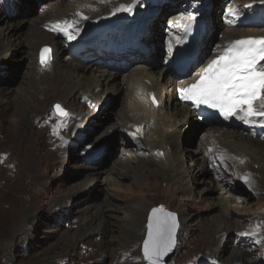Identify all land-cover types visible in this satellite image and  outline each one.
<instances>
[{"label":"bare ground","instance_id":"6f19581e","mask_svg":"<svg viewBox=\"0 0 264 264\" xmlns=\"http://www.w3.org/2000/svg\"><path fill=\"white\" fill-rule=\"evenodd\" d=\"M23 1L0 0V23L5 24L8 31H12L14 23L19 21L31 27L28 43L23 44L25 50L19 52L14 51L12 45L6 42L16 33L0 32V82L9 60H12L18 54L20 59L27 61L26 90H35L43 77H49V83H52V81L59 83L55 97L49 98V104L57 100L64 106L66 105L64 103H67L72 108H78L81 105L88 108V110L77 114L76 125L71 130L70 128L65 129L62 126L63 122L56 123L55 126L51 125L52 119L46 112L33 113L35 115L31 123L34 128L41 131V139L45 150L62 149L63 138L66 135L69 136V134L71 136L74 131L70 141L63 148L64 154L66 156L71 155L72 152L79 149L81 156L90 158L96 152L102 151L104 153L105 151V155L97 163L92 164L91 159V164L83 165V168H93L97 173V177L100 174L109 177H128L130 174L140 176L143 174L142 171L146 169L158 172L160 176H165L166 171L163 169L165 168L167 171L172 169L174 175L172 174L173 178L170 183L174 185L179 180L186 182V184L190 181L189 176L183 170L185 151H187V146L190 144L193 148H188V151L189 156L195 162L194 169L201 168L203 172L208 173L209 184L217 187L216 189H223L231 194L229 196H233L242 193L238 186L251 190H255L256 185L264 186V181L261 179L262 175L260 176L258 171L252 168L255 165L258 166L260 171L264 168V126H261L264 117L256 118L255 123H245L234 116L222 119L220 125L208 126L195 120V115L190 106L177 105L176 100L179 101L181 95L178 93L179 91L174 90L176 87L175 80H172L169 76L173 73L171 63H166L164 58L160 56V51H158L156 45L158 38L160 39L157 43L164 38L163 31L161 32L162 29L158 24L161 18V6L158 13H156V7L148 4L138 7L137 11L134 7L131 11H117L120 5H128V3H133V0H107L104 4H98L96 9L86 8L87 4L91 7L95 5L93 0H48L43 3H49L45 5L49 8H44L46 10L41 14L37 11L34 14L33 7L28 6L23 11L24 4L30 5L32 2L34 3V0ZM191 4L192 9H189L186 13L172 17L168 16L170 19L166 26L170 28L166 29V33L170 37L173 38L176 35L182 37L184 34L186 35V31L190 28H201L204 21H207V25L211 23V20L206 18L208 16L207 12L210 10L209 2L204 1L203 3L194 4L191 1ZM247 4L252 9L264 10V0H248ZM238 7V5L232 4L230 8L238 12V18L236 16L230 17L228 15L229 10L219 14V19L223 18L224 20L227 17V23L219 32L221 35L219 42L216 41L218 43L210 48L206 47L207 43L204 46V42H199L200 47L204 46L199 54L200 56L204 55L203 61L196 62L189 67L186 74L179 77L184 83L178 81V85L184 86L185 83H192L194 79L199 77L198 74L202 72L204 66L208 65L211 60L223 55L225 49L233 47L234 41L264 38V17L254 15L251 11L246 15L240 14ZM189 15L194 19L188 21L187 17ZM83 17H87V19ZM182 17L184 20L179 22ZM202 18L206 19L202 20ZM229 20L232 23H229ZM143 21H152L153 23V27L148 34L150 43H147V45L153 52L152 56L154 55L159 62L155 68L152 66L143 67V64L139 66L138 62L135 65L137 53L143 52L125 51L118 44L127 28L132 26L133 35L135 36L137 26ZM58 22H60L59 27ZM64 22L74 24L75 28L79 29L78 33H74L75 39H68L61 30ZM185 25H187V28ZM132 31L128 34L132 35ZM153 32L155 36H159L155 38ZM168 35L163 46V49L167 51L172 50L176 44L175 40H172ZM61 39L65 44L59 49ZM140 40L145 41V37L142 38L140 35ZM88 43H94L93 47L87 48ZM44 44H49L48 47L52 48V52L50 60L41 65L36 60L37 49ZM134 44L135 39L130 41L127 47L131 48ZM61 50L64 54L58 57ZM123 54L129 55L130 58L123 57L125 56ZM90 58L89 63H85ZM113 60L114 63H112ZM151 63L156 64V61ZM261 63L264 64V61H261ZM113 64L120 67L118 69L112 67L101 68L106 65L113 66ZM89 70L93 73L91 76L86 75ZM30 87H34V89ZM0 89L2 91L4 87L1 86ZM42 92L39 91L40 94ZM119 93H122L120 103L112 96L113 94L117 96ZM152 98L155 99L156 104L152 102ZM87 100L89 101L87 102ZM171 100L176 102L174 106ZM26 102V94L17 92L16 100H14L15 105L18 104L21 107ZM111 102L113 104L117 103V110H111ZM55 105H57V102L53 107ZM109 111L113 114V121L108 122L101 131H95L97 128L95 125L98 123L100 116ZM60 117L64 118L65 116ZM184 122L187 123V125H184L185 129L181 128ZM89 134L95 135L92 137L94 138L92 141L89 139ZM150 135H155L156 140L150 142L149 139L153 137ZM111 137L115 138L116 145L122 147L124 153L128 150L127 145L133 146L138 152L135 159L136 163L132 167L127 166L126 169L121 165V161L117 159L108 169L97 170L94 168L107 155H112L111 148L106 147ZM155 149L161 151V163L159 165L150 162L149 157H147ZM154 153L158 152L154 151ZM210 157L216 162L214 170H212L214 165L210 168L207 161ZM90 175H93V173H90ZM97 179L94 178L90 184ZM86 190L87 185L81 188V194L85 195ZM79 194L76 191L68 197L72 199ZM241 197L245 196L236 197L240 198L238 202L249 204L247 198ZM229 199V197H226V199L218 200L216 211L219 216H214L209 222L212 223V226L206 222L204 223L214 230V239L223 236L225 241L228 242L232 238L233 247L229 252V257H227L230 261L226 264H235L234 259L238 258L239 250L242 249L239 238L246 237L247 234L238 228L241 225L243 216L229 208ZM104 203L109 205L107 200ZM237 204L234 202L235 206ZM88 207H93L94 210L84 217L83 213L80 216V233L73 239V242L85 241L90 235H94L98 231L105 233L108 230L106 225L96 228L97 223L104 221L106 217L104 211L107 208L98 205H89ZM147 212L148 208L145 204H135L129 210L125 222L127 225L126 238L130 242V248L126 252L129 254L134 253L135 243L145 236L142 225ZM258 217L257 223L263 226L264 220L262 221L260 218L264 216L258 215ZM186 221H188L187 216L181 215L179 217L178 222L180 224ZM261 237H264V232L260 230L257 239L262 243L264 239ZM226 242L224 243L226 244ZM203 244H208V242ZM220 250L221 247L215 250L209 247L206 251L217 253ZM120 255L114 259L116 262L125 260V258H120ZM237 260L240 261L241 258Z\"/></svg>","mask_w":264,"mask_h":264},{"label":"rangeland","instance_id":"374dc122","mask_svg":"<svg viewBox=\"0 0 264 264\" xmlns=\"http://www.w3.org/2000/svg\"><path fill=\"white\" fill-rule=\"evenodd\" d=\"M44 1L48 0H34V3L30 5L24 4L23 11L29 6L33 7L34 14L36 11L41 14L46 10L44 8H49L45 7L49 3L45 4ZM105 1L107 0H93L96 6L91 7L87 4L86 8L96 9L98 4H104ZM191 1L194 4L209 2L213 21H217L218 24L220 23L218 13L228 11L232 4L239 6L240 14L246 15L252 10L247 4L248 0H137L134 8L137 11V8L142 5L148 4L156 9L161 6V12H165L164 20L168 24V16L186 13L192 9ZM132 4L128 3V5ZM2 24L0 23V32L16 33L6 40L12 45L13 50L16 52L25 50L23 44L28 43L31 27L19 21L14 23L12 31H8L5 24ZM221 30L222 28L218 29L216 39L218 42ZM60 44L59 49L65 44L62 39ZM48 46L49 44L40 45L37 49L36 60L41 65L43 49H50V52L44 54L45 61L50 60L52 48ZM63 54L61 50L58 57ZM18 58L17 54L9 60L0 82V88L4 87V90L0 89V264H144L140 253L144 237L135 243L134 253L126 252L130 248V242L126 238L125 222L129 210L135 204H145L148 208L142 225L143 234L146 232V224L155 207H164L175 214L177 222L181 215L188 217L185 223L178 222L176 252L167 264H226L230 261L227 257L233 247L232 238L228 242L223 236L214 239V230L204 223L212 226L209 222L214 216H219L216 204L218 200L226 199V197L230 198L229 208L243 216L238 228L247 234L246 237L239 238L242 249L239 250L237 257L241 260L235 258V264H264V241L261 243L257 239L260 230L264 232V225L257 223L258 215L264 216V186L256 185L255 190L238 186L242 193L233 196H229L231 194L223 189H216L217 187L209 184L208 173L203 172L201 168L194 169L195 162L188 151V148H193L190 144L187 146L183 161L184 173L189 176L190 181L186 184L179 180L174 185L170 183L174 175L172 169L167 171L165 168H163L166 171L165 176L146 169L140 176L130 174L128 177H109L100 174L97 177L93 168H83L86 163L82 161L79 149L71 155L64 154L63 148L70 141L74 131L71 136L65 134L62 149L45 150L41 131L34 128L31 123L35 115L33 113L46 112L52 119L51 125L55 126L56 123L63 122L62 126L71 130L76 125L77 114L88 108L84 105L72 108L67 103H64L66 104L64 106L57 100L49 104V98L55 97L56 89L59 88L57 87L59 83L53 81L49 83V77L41 79L37 90H26L27 61ZM148 66L155 68L154 65ZM92 74L90 70L86 72L88 76ZM30 88L34 89V87ZM39 91H43V95ZM17 92L26 94L27 102L24 106L15 105ZM112 96L120 103L122 93L117 94L119 97L115 94ZM4 98L7 99L4 100ZM56 102L68 113L64 118L56 116L53 107ZM111 104V110H117V103L111 102ZM111 121H113V114L111 111L105 112L98 119L95 131H101ZM184 125L187 123L184 122L181 128L185 129ZM95 135L89 134L90 141ZM57 136L61 138L58 134ZM150 136H153L149 139L150 142L156 140L155 135ZM127 146L128 150L124 153L123 148L116 145L115 138L111 137L106 147L111 148L112 155H107L94 168L108 169L117 159L126 169L127 166L132 167L136 163L138 152L133 146ZM154 151L158 153L155 154ZM154 151H151L147 157L150 162L159 165L161 151L159 149ZM207 161L210 168L212 165L215 168L216 162L211 157ZM252 168L258 171L260 176L262 175L261 179L264 181V168L261 171L257 165ZM94 178L98 179L90 184ZM85 185L87 190L83 195L81 188ZM76 191L81 195L69 199L68 196ZM240 195H244L245 197L241 198H247L249 204L238 202L240 198L236 197ZM106 200L111 206L104 203ZM234 202L238 204L235 206ZM89 205L107 208L104 211L106 214L104 221L97 223L96 228L106 225L108 230L105 233L98 231L85 241L73 242L80 233V216L83 213L84 217L94 210L93 207L89 208ZM260 219L263 221L264 217ZM261 238L264 239V237ZM204 242L208 244L204 245ZM209 247L214 250L221 247V250L217 253H209L206 251ZM121 253L123 254L120 255ZM119 255L125 260L116 262L114 259Z\"/></svg>","mask_w":264,"mask_h":264},{"label":"snow or ice","instance_id":"6c2138e0","mask_svg":"<svg viewBox=\"0 0 264 264\" xmlns=\"http://www.w3.org/2000/svg\"><path fill=\"white\" fill-rule=\"evenodd\" d=\"M134 6L135 0L132 5H120L117 11H131ZM228 15L238 18V12L233 9H229ZM187 19L191 21L194 17L189 15ZM183 20L182 17L179 22ZM229 23L232 21L229 20ZM61 30L68 39H75L74 33L79 32L74 24L68 22H64ZM233 44V47L225 49L223 55L208 63L198 74L199 79L180 91L182 98L217 110L225 119L235 116L245 123H255L256 118L264 117V64L261 63L264 61V38L236 40ZM48 52V48L42 50L41 63L45 62L44 54ZM55 108L60 115H68L59 104ZM261 126H264V122H261ZM158 211L163 210H152L147 239L143 243L144 257L150 264H158L159 258L175 243V214L157 216Z\"/></svg>","mask_w":264,"mask_h":264},{"label":"water","instance_id":"95a60500","mask_svg":"<svg viewBox=\"0 0 264 264\" xmlns=\"http://www.w3.org/2000/svg\"><path fill=\"white\" fill-rule=\"evenodd\" d=\"M54 108H55V106H54ZM55 113H56V115L58 117L62 116V115L59 114V112L56 110V108H55ZM153 209H158V210L159 209H162L163 210L162 212L161 211H158L156 213L157 216H162V215H164L166 213H171V212H169L168 210H166L163 207H155ZM152 215H153V213L151 212V215L150 216H152ZM175 217H176V215H175ZM148 223H149V219H148V222L146 224V232H145L146 235L144 236V240L147 239V234H148V227L147 226H148ZM176 225L177 226H176L175 234H174L175 243H174V245L171 247V249L165 255H163L162 257L159 258L158 264H167L172 259V257L174 256V254L176 252V246H177V243H176V234H177L178 227H179L178 222H177V219H176ZM144 240H143V242L141 244V251H140V253H141L142 259L145 262L144 264H150L149 260L145 259V257H144V253H143V243H144Z\"/></svg>","mask_w":264,"mask_h":264}]
</instances>
